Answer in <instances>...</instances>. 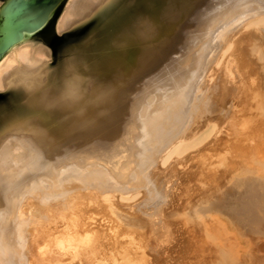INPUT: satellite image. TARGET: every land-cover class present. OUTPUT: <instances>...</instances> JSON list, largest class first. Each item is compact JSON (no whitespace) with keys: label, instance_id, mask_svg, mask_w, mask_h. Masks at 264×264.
Segmentation results:
<instances>
[{"label":"rangeland","instance_id":"374dc122","mask_svg":"<svg viewBox=\"0 0 264 264\" xmlns=\"http://www.w3.org/2000/svg\"><path fill=\"white\" fill-rule=\"evenodd\" d=\"M63 1L59 0L49 22L55 24L62 16ZM163 1L167 2L152 0L150 7L161 21L165 19L163 27L157 18L154 26L158 27L153 26L155 32L162 30V36L153 38L150 61L129 73L122 65L132 47L125 40H103L96 33L86 48L83 45L97 23L99 30L110 27L105 21L92 18L54 33L60 38L76 32L55 58L48 43L50 69L58 65L68 46H76L75 70L63 69L52 85H63L68 74L80 76L78 80L88 90L86 106L91 109L86 118L102 120L96 132L87 131L90 119L75 125L69 133L74 143L116 126L129 101L134 104V130L138 129L133 134L129 166L122 174L92 163L80 168L70 161L58 169L54 185H45L34 196L33 207L18 220L19 264L29 263L33 245L41 246L53 231L70 228L80 233L84 225L90 236L105 244L116 242L117 253L130 251L143 264H264V224L249 229L209 206L211 193L216 191L218 196V189L230 186L235 178L249 171L264 175V100L257 90H264L260 86L264 80L249 62L255 57L253 49L261 47L260 37L253 33L258 26L253 23L264 18V0H232L229 4L192 0L184 2L183 8L177 4L181 0H169L164 7ZM6 2L0 0V11ZM99 89L111 90L117 97L113 104L92 111L96 103L89 99ZM2 93L0 106L5 107L10 92ZM75 108L79 111L81 104ZM182 142L191 145L182 156L169 157L170 149ZM124 218L137 221L138 226H125Z\"/></svg>","mask_w":264,"mask_h":264},{"label":"bare ground","instance_id":"6f19581e","mask_svg":"<svg viewBox=\"0 0 264 264\" xmlns=\"http://www.w3.org/2000/svg\"><path fill=\"white\" fill-rule=\"evenodd\" d=\"M24 1L26 0H7L5 7L0 11V17L2 18L0 22L2 32L0 37V91L8 90L10 92V106H0V264H19L20 240H18V232L20 233L21 222H18V220L27 215V211L33 207L34 196L40 194L45 185L55 184L59 168L66 164L68 166V162L72 161L77 167L81 166L80 168L86 164L91 166L90 163H92L99 165V167L102 166L104 167L102 169L112 173L122 174L129 166L133 134L138 129L134 130V126L137 125L135 123L133 125V119L135 118L133 117L134 104L129 101V105H125V107L127 106L125 115L121 117L116 126L98 132L92 137H87L81 142H73L74 138L70 137L69 133L75 125L80 122L85 123V120L89 121L90 119L87 123L91 128L89 127L90 129L87 131L96 132L103 124L102 120L97 119L94 121L95 118H86L91 109H88V105L86 106L85 98H87L86 91L88 90L85 91L81 79L78 80L80 76L78 78L70 77L71 75L68 72L69 78L64 77L63 85L60 86L59 83L58 85H52L59 73L63 72V69L72 67L73 71L75 70L76 67L73 68V66L76 63L74 58L76 46H68L64 50V55H61L62 59L58 62V65L50 69L48 63L51 53L47 45L51 36L92 18H95V22L98 21L99 23L105 21L104 23L110 25V27H106V30H99L96 28L97 23L90 30L88 39L83 45L86 48L88 41L96 33L103 40L104 38L113 39V41L117 38L125 40L128 42L127 45L132 47L129 50L130 54H127V56H131L128 57V60L125 58V62L123 60L124 63L121 65L125 69L124 72L129 73L150 61L153 38L162 33L160 28L164 26L163 21L165 20L161 21L163 18L160 20L159 15L150 10L152 0H64L63 3L66 1L65 6H63L65 9L63 8V13H60L62 16H59L60 18L55 24L49 22V20L53 16L56 5L41 14L39 13L38 16H28L27 22L30 24L38 23L36 27L14 31L9 21L19 19L16 17L19 4ZM168 1H163L165 3H161L162 6L168 4L170 2ZM220 1L229 4L232 0ZM184 2L191 3L192 0H181L177 4L183 8ZM235 3H238V1ZM172 8H174L173 5ZM228 11L227 14L231 10ZM225 14L223 13L221 16ZM22 17L25 19L26 15ZM156 18L160 24V28L156 30L157 32L154 30V27H156L154 24L157 22ZM176 18L178 17L176 16ZM253 25L258 26V29L253 33L260 37L261 47L253 49L252 52L255 57L249 59V62L262 74L264 80V18L254 22ZM32 33H35V37L30 35ZM44 33L46 34L42 36ZM166 33L163 32L167 35ZM105 67L107 66H104V69ZM119 68L117 69L120 70ZM101 70L103 71L102 68ZM70 71L73 73L72 70ZM100 74L101 72L98 75ZM112 83L114 84V82ZM260 86L264 88V83ZM257 90L259 91V93L257 91L258 95L260 94L258 97H262L264 100V90L260 91L258 88ZM116 97L111 90H96L89 99L96 103V107L92 111L100 106L113 104ZM77 104H81L79 111L75 108ZM258 104L260 105V103ZM260 109L262 110V107ZM142 112L144 113V111ZM142 115L144 116V114ZM26 116L30 117L25 118L26 120L21 118ZM21 119H24V121L20 122ZM134 136L136 138V133ZM193 142L195 141L191 143ZM191 143L182 142L173 148L171 147L169 157L181 155L190 147ZM262 171L264 172V170ZM255 173L235 178L230 186L226 184L227 186L224 185L223 188L218 189L220 192L218 196L214 195L216 191L211 193L210 208L226 212L237 223L250 227L249 229L264 224V175H255ZM69 223L71 222L69 221ZM124 224L128 227L138 226L137 221L134 223L128 218H124ZM82 227L84 228L80 233L79 230L73 232L70 228H66L60 233H57V230L53 231L46 239L42 238L44 240L41 246L36 245L37 243L33 245V254H31V257H33L27 264H143V260L135 258L130 251L124 250L117 253L116 242L112 241L113 243L110 244L106 242L105 244L99 237L90 236V230L87 226ZM48 232L50 233L52 230H48Z\"/></svg>","mask_w":264,"mask_h":264},{"label":"water","instance_id":"95a60500","mask_svg":"<svg viewBox=\"0 0 264 264\" xmlns=\"http://www.w3.org/2000/svg\"><path fill=\"white\" fill-rule=\"evenodd\" d=\"M59 0H26L19 4V9L17 12V19H11L9 21V24L13 27L14 31H19L20 29H31L38 25V23L30 24L27 22L29 15H35L38 16V14L47 11L50 7L57 5ZM26 15L25 19H23L22 16ZM0 17V22H1ZM76 32H69L64 33L62 37H58L55 35L51 36L49 46L51 48L52 56L55 58L57 56L58 51L60 50V47L68 40H70ZM1 30H0V37H1ZM1 47V46H0ZM1 52V49H0ZM4 98V94L0 95V99Z\"/></svg>","mask_w":264,"mask_h":264}]
</instances>
